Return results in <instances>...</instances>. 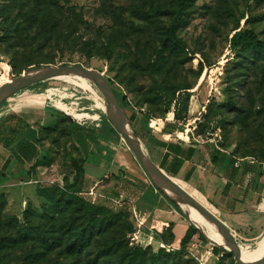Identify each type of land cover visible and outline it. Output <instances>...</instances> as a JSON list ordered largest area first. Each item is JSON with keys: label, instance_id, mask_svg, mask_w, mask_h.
<instances>
[{"label": "rangeland", "instance_id": "obj_1", "mask_svg": "<svg viewBox=\"0 0 264 264\" xmlns=\"http://www.w3.org/2000/svg\"><path fill=\"white\" fill-rule=\"evenodd\" d=\"M156 6L163 11H154ZM47 7L54 17L58 16L59 8L64 9L71 29L78 26L74 39L77 41L80 33V41L92 42L95 49H80L69 39L61 41L57 32L45 31L37 36L41 24L30 22V18ZM177 9L178 0H0V85L32 68L81 64L110 80L118 97L124 98L126 113L135 124L137 115L142 114L148 126L157 132L176 136V132L185 134L187 128H192L200 135L216 138L237 155L264 157V56L249 48L230 49V37L238 29H253L264 39V0H188L176 29V36L184 44L178 48L166 35ZM77 18L79 23L75 21ZM49 35L52 36L47 38ZM105 41L111 42L110 51ZM83 87L85 84L79 77L61 76L23 89L0 103L3 110L23 99L43 102L39 109L35 107L41 112L46 110L48 119L44 126H49L40 130L44 178L38 187L54 188L62 201L74 194L84 201L103 205L115 214L117 224L130 222L133 230L126 235L128 243L146 248L150 264H235L232 253L221 245L222 239L194 222L189 209L181 203L173 201L186 210L188 221H193L197 230L191 233L181 253L166 244L168 232L162 236L142 232L127 202L116 199L110 192L112 177H101L110 161L102 157L98 148L90 152L87 145H80L82 155L87 158L86 165L100 166L95 177H101V181L86 180L85 171L70 174L66 166L71 146L66 132L68 121L92 119L100 126L95 127L102 129L107 118L105 102L95 99L94 92ZM56 102L73 108L76 114L55 106ZM111 131L114 136L108 133L105 142L109 150L105 153L118 161L129 159L147 177L133 155H128L131 152L117 130ZM141 141L144 143L142 138ZM42 203L45 200L23 183L11 190L0 188V240L14 242L18 228L10 220L22 224L24 213L31 209L29 204L38 209ZM204 206L216 212L210 204ZM39 211L40 208L36 212ZM198 231L207 241L203 247L197 245ZM258 240L239 242L241 252L251 253ZM206 247L211 250L206 252ZM160 248L171 255L156 260L154 256ZM4 254L5 258L0 252V264H19L25 247L19 245ZM58 263L81 264L70 258Z\"/></svg>", "mask_w": 264, "mask_h": 264}, {"label": "crops", "instance_id": "obj_2", "mask_svg": "<svg viewBox=\"0 0 264 264\" xmlns=\"http://www.w3.org/2000/svg\"><path fill=\"white\" fill-rule=\"evenodd\" d=\"M42 103L40 100L28 98L0 110V128L4 125L10 127L6 132L10 143L0 141V188L2 189L11 190L12 187L23 183L36 194V188L43 181L40 130L47 127L44 124L48 118L46 110L41 112L35 109V107L39 109ZM56 105L68 110L60 102H56ZM137 116V123L133 122L131 125L150 158L166 172L165 166H171L174 158L177 157L181 165L176 175L170 176L193 196L204 198L234 234L238 243L247 244L263 237V158L237 155L224 148L216 138L200 135L192 128H187L185 134L176 132V136L162 131L157 132L148 126L144 115ZM72 124L77 127L72 139L79 149L80 145H87L90 152L98 148L100 153L102 152V157L109 159L108 169L101 177L106 175L112 177L114 182L110 192L116 199L127 202L142 232L160 235L170 228L173 237L168 240L167 245L179 249L190 225H193V221H188L186 217V210L178 207L164 193L157 191L147 179L148 176H144L134 168L132 161L129 159L127 161L125 158L124 161L111 159V156L105 153L109 150L105 142L108 133L114 136L105 121L102 129L96 128L95 125L100 126L87 118L74 120ZM138 128L140 130H137ZM35 149L37 156L32 159L30 150ZM149 149L156 154V158ZM86 163L85 161L83 165L86 180L91 179L95 183L101 181V177L98 179L95 177V172L100 166L91 163L87 166ZM116 190L119 192L116 193ZM125 193L128 195H124ZM200 233L204 236L202 232ZM198 242L197 245L203 247L207 241H200L198 238ZM205 250L209 252L211 247H206Z\"/></svg>", "mask_w": 264, "mask_h": 264}, {"label": "trees", "instance_id": "obj_3", "mask_svg": "<svg viewBox=\"0 0 264 264\" xmlns=\"http://www.w3.org/2000/svg\"><path fill=\"white\" fill-rule=\"evenodd\" d=\"M187 2L188 0H178V9L173 12V21L166 30L167 39L177 48L184 45L176 36V29ZM47 8V10H43L44 12H36L30 18V22L41 24L38 27L37 36H40L45 31L50 34L57 32V38L61 41L66 42L69 39L70 42L75 43L80 49H88L89 51L95 49V46H92V42L80 41L82 38L79 35L80 33L77 36L78 40L74 39L73 34L77 31L78 26L74 25L75 27L71 29L72 26L69 25L67 18L68 13L64 9L59 8L58 16L54 17L51 8ZM153 9L157 12L163 11L159 6ZM75 21L77 23L80 22L78 18ZM50 36L52 35L47 36V38ZM104 43L111 45V42L105 41ZM108 46L107 49L110 51L111 47ZM239 48H249L255 54L264 56V39H260L253 29H238L230 37V49L235 51ZM108 81L110 83L109 79ZM40 83L31 85L26 89L35 87ZM113 90L117 95L116 90L114 88ZM118 100L125 109L123 105L124 98L118 97ZM128 117L132 124V116L128 115ZM68 122L66 132L71 146L66 166L70 174L84 172L83 165L86 158L72 140V134L77 127L72 122ZM105 124L114 129L109 121L106 120ZM7 126L4 125L0 128V141L9 144V137L6 132L10 130V127ZM48 127L43 129H48ZM30 151L31 157L34 159L37 156L36 149ZM262 158L264 159V157ZM180 165L181 161L176 157L171 166H165V170L169 175L175 176ZM118 192L116 190V193ZM36 195L38 198L45 200V203L39 206V213L36 212L39 208L35 209V206L33 207L29 204L28 207L31 209L26 210L24 213V222L22 224H17L15 221L10 220L18 228V236L14 239V242L0 240L2 257L5 258L4 253L6 250L22 245L25 247V254L19 264H59L58 261L63 258H70L73 263L81 264H150L146 248H142L139 245L130 246L128 243L126 235L132 232V224L130 222L117 224V220L113 219L115 214L113 215V212L105 206L84 201L74 194L67 195L62 201L60 197L56 196L55 189L48 187H37ZM124 195H128V193ZM120 225L121 227H119ZM195 229L193 225H190L182 240L181 247L177 251L173 248L174 252L181 253L180 250H182L186 241L190 239L191 233L197 231ZM167 232L169 239H171L173 235L170 228H167L164 233ZM198 238L200 241L206 240L199 231ZM164 255L170 256L171 252H166L163 248H160L154 258L158 260ZM49 256H51V259Z\"/></svg>", "mask_w": 264, "mask_h": 264}, {"label": "water", "instance_id": "obj_4", "mask_svg": "<svg viewBox=\"0 0 264 264\" xmlns=\"http://www.w3.org/2000/svg\"><path fill=\"white\" fill-rule=\"evenodd\" d=\"M68 74L84 77L97 88L106 104L108 121L117 130L126 147L149 177L150 181L178 205H181L180 202L168 193L166 189H169L177 198L185 202L188 207L195 209L211 222L222 237L223 244L221 245L232 253L235 264H264V253L253 262L245 261L242 258L237 239L226 224L150 158L136 136L125 109L121 106L117 95L103 73L81 64H58L32 68L13 76L9 81L4 82L0 86V103L31 85L50 79H57Z\"/></svg>", "mask_w": 264, "mask_h": 264}, {"label": "bare ground", "instance_id": "obj_5", "mask_svg": "<svg viewBox=\"0 0 264 264\" xmlns=\"http://www.w3.org/2000/svg\"><path fill=\"white\" fill-rule=\"evenodd\" d=\"M70 76H74V77H79L82 82L85 84V89H88L92 92L93 88L89 82L88 79L81 77V76H77V75H71L68 74ZM68 75H63V76H68ZM1 86V85H0ZM82 88V87H81ZM95 90V89H94ZM95 95V99H98L99 96L94 92ZM168 193H170L172 196H174L186 209H189V216L191 217V219H193L194 222H196L197 224L201 225L202 227H204L205 229H209L212 232H214L218 237H221L219 231L217 230V228L211 223L209 222L204 216H202L198 211H196L193 208L187 207V204L185 202H183L182 200H180L179 198L176 197V195L174 193H172L169 189H166ZM198 201H200L203 205L208 204V202H206L204 200V198L200 197V196H194ZM223 241V240H222ZM264 253V235L263 237L259 240V242L257 243V245L255 246L254 250L249 253V254H243L241 252L242 258L247 261V262H253L256 259H258L262 254Z\"/></svg>", "mask_w": 264, "mask_h": 264}, {"label": "built area", "instance_id": "obj_6", "mask_svg": "<svg viewBox=\"0 0 264 264\" xmlns=\"http://www.w3.org/2000/svg\"><path fill=\"white\" fill-rule=\"evenodd\" d=\"M82 98H84V97H80V98H78V99H82ZM99 99L103 102V98L99 97ZM75 104L78 105V103H75ZM55 106H57V105H55ZM68 112H69L70 114H76V113L74 112V109H73V108H69V109H68ZM241 245H242V244L239 243V246H240V247H241Z\"/></svg>", "mask_w": 264, "mask_h": 264}]
</instances>
